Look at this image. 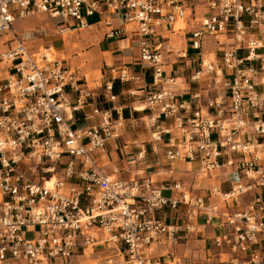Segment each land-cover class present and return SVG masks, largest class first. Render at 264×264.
Masks as SVG:
<instances>
[{
  "label": "built area",
  "instance_id": "built-area-1",
  "mask_svg": "<svg viewBox=\"0 0 264 264\" xmlns=\"http://www.w3.org/2000/svg\"><path fill=\"white\" fill-rule=\"evenodd\" d=\"M196 1L203 3L198 17ZM95 12L114 14L120 23L106 36L135 25L138 64L152 70V84L159 86L146 97L145 124L164 145V159L196 164L199 175L232 165L227 191L213 185L198 194L181 180L158 186L150 173L123 179L115 175L117 166L104 171L98 158L119 135L122 112L94 106L88 116L98 118L75 127L74 112L89 104L90 89L64 58L32 50L28 43L40 30L14 27L46 13L61 18L60 33L78 31ZM188 20L189 46L199 50L210 40L219 60L199 57L191 75L198 81L203 68L224 82L223 94L206 100L212 112L201 110L199 90L188 99L168 87L166 34L183 30L175 26ZM6 34L0 50V264H160L154 255L160 241L174 244L191 234L210 237L218 251L207 264H264V0H0V36ZM108 74L103 87L110 101L117 97L113 80L138 78L126 65L110 66ZM144 154L141 147L136 158ZM242 197L247 201L239 206ZM179 206L181 222L157 215ZM100 244L108 252L90 258Z\"/></svg>",
  "mask_w": 264,
  "mask_h": 264
},
{
  "label": "crops",
  "instance_id": "crops-1",
  "mask_svg": "<svg viewBox=\"0 0 264 264\" xmlns=\"http://www.w3.org/2000/svg\"><path fill=\"white\" fill-rule=\"evenodd\" d=\"M91 16H94L95 20L88 22L87 17ZM87 17L88 25L80 29L75 37L71 35L64 37L63 33H67L68 30L60 33L57 28L55 33L49 34V37L42 39V45L46 50H50L52 46L56 57L64 56L65 63L82 77L85 85L92 93L91 97L88 98L89 104L82 110L74 112L76 117L75 127L90 124L98 118L97 116L92 118L88 116L94 106L100 109L112 110L116 107L123 114L124 122L119 135L110 141L104 153L98 158L104 171L111 174L113 167L117 166L120 170L115 175L123 179L138 178L150 173L158 186L166 182L181 180L198 194L209 192L208 190L213 185H219L222 191H227L230 187V183L227 181V172L233 169L232 165H222L218 170L210 174L199 175L196 172V164L187 163L186 161L165 160L164 145L161 142L153 141L152 131L145 124V115L148 113V109L144 106L146 105V97L149 93L158 89L159 86L152 84V70L146 69L143 71L138 64L134 23L125 24V28H121L117 36H106V33L111 28H120V23L114 14L95 12ZM191 23L192 21L189 20L185 33L187 36L184 37L185 45L182 48V52H179L180 54L185 53L184 56H177L178 53H170L172 52V47L168 48L171 43L170 35L174 34V32L166 34L165 48L168 52L165 53L164 70L166 76L173 77V81L169 86H165L175 89L188 99L189 93L199 90L202 93L201 110L203 112H212V109H207L206 100L215 96V91L210 89L214 88L213 90H215L220 76L212 75L213 72L209 73L201 68L199 80H191V75L200 68L199 57L203 59L202 48L206 45H212L210 40H208L199 50H194L189 46L191 37L187 30ZM27 29L31 28H25L24 30ZM46 39L50 42L44 43ZM2 46L4 48V45ZM3 48L0 45V50ZM193 50L195 53H192ZM172 54L176 55L173 59H171ZM177 57H180V59L177 60ZM120 65L128 66L130 70L138 75V78L128 82L113 80L112 92L117 97L114 101H110L104 90L103 83L109 77V67ZM128 89H135L136 94L130 95L126 93ZM127 98L128 101H122ZM192 102H194L193 99ZM137 103L140 104L136 106ZM193 107L195 108V104ZM112 112L115 115V111ZM188 114H191V110ZM138 121L144 124L145 133L136 130L135 124H138ZM78 123L80 124L78 125ZM141 147L145 149V154L143 158L137 159L136 155ZM170 168L172 170L168 171ZM163 192L168 193L165 190ZM246 201L247 198L242 197L237 204L241 206ZM157 215L162 217L167 223L181 222L185 218L183 206H179L176 209L165 207L157 211ZM207 235L211 236L212 231L209 230ZM194 247L199 249L198 256L201 258L199 260L195 259L196 261L192 254ZM154 255L159 257L160 264H172L177 261L207 264L211 255L218 258V251L213 247L210 237L191 234L187 237L179 236L174 244L168 241H160L156 245Z\"/></svg>",
  "mask_w": 264,
  "mask_h": 264
},
{
  "label": "rangeland",
  "instance_id": "rangeland-1",
  "mask_svg": "<svg viewBox=\"0 0 264 264\" xmlns=\"http://www.w3.org/2000/svg\"><path fill=\"white\" fill-rule=\"evenodd\" d=\"M201 1H196V16H200L203 12V3H200ZM87 20L88 22H92L93 20H95V17L94 16H91V17H87ZM61 21V18H54V19H51L50 16L46 13H39L37 15H33L31 17H28V18H24V19H21V20H18L14 23V27L19 30V31H23L25 28H34V29H43V30H40L38 32L35 33L34 37H32V39H30L29 41V45L30 47L32 48V50H41L43 51L44 53H46V49H44L43 45H42V39L44 37H49V34H52V33H55L56 30H57V27L56 23L60 22ZM188 23H189V20H188ZM185 27L183 30H176L174 31V34H171L170 37H171V43H170V46H168V48H171L172 47V52L170 53H179V52H182V48H184V37H186L187 35L185 34L186 33V29H187V23H181V22H178L176 24L175 27ZM77 32L78 31H68L67 33H63L64 37L65 36H69L71 35L72 37L76 36L77 35ZM58 35V34H56ZM9 38V34H6V35H1L0 36V45H1V48H3L2 45H4L7 40L5 39H8ZM67 39V38H65ZM47 42H50L48 41V39L44 40V43H47ZM211 42H214L213 39H211ZM212 44V43H211ZM215 50V46L214 45H206L204 46V48H202V56H203V59L208 62L210 60H212L213 62H217L218 61V58L214 56V51ZM192 53H195V51L193 50ZM55 54L52 58H55ZM176 55H171V59L175 58ZM177 60L180 59V57H177L176 58ZM212 75H215L214 73ZM224 85V82L221 81L219 83H217V87L215 88V90H213L214 88H211L210 90L211 91H215V95H222L223 94V91L225 88H222V86ZM122 101H128V98L126 100H122ZM140 103H137V105H139ZM80 123H78L79 125ZM135 127H136V130L138 132H144L145 131V128H144V124L143 123H140L138 121V124H135ZM126 129H127V126H126ZM145 133V132H144ZM101 246L98 247V252L95 251V253L93 255L90 256V258H93V257H96V256H100V258L103 257V255L108 252V249L105 250V251H102V244H100ZM104 248H107L106 244L104 245ZM194 251L192 252V254L194 255V260H199L201 258H199V249L198 248H195L193 249ZM195 260V261H196ZM172 264H178L177 262H173Z\"/></svg>",
  "mask_w": 264,
  "mask_h": 264
},
{
  "label": "bare ground",
  "instance_id": "bare-ground-1",
  "mask_svg": "<svg viewBox=\"0 0 264 264\" xmlns=\"http://www.w3.org/2000/svg\"><path fill=\"white\" fill-rule=\"evenodd\" d=\"M181 27V26H180ZM49 47H50V45H49ZM54 53H55V50H54V48H52V46H51V48H50V50H47L46 51V54H47V56L49 57V58H52L53 56H54ZM64 56H62V58H63ZM145 107V106H144Z\"/></svg>",
  "mask_w": 264,
  "mask_h": 264
}]
</instances>
